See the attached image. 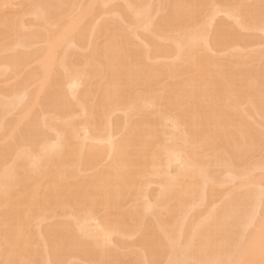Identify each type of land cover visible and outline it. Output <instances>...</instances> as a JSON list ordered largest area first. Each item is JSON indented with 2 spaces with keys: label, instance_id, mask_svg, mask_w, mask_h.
Here are the masks:
<instances>
[{
  "label": "bare ground",
  "instance_id": "obj_1",
  "mask_svg": "<svg viewBox=\"0 0 264 264\" xmlns=\"http://www.w3.org/2000/svg\"><path fill=\"white\" fill-rule=\"evenodd\" d=\"M0 264H264V0H0Z\"/></svg>",
  "mask_w": 264,
  "mask_h": 264
},
{
  "label": "rangeland",
  "instance_id": "obj_2",
  "mask_svg": "<svg viewBox=\"0 0 264 264\" xmlns=\"http://www.w3.org/2000/svg\"><path fill=\"white\" fill-rule=\"evenodd\" d=\"M218 20H219V19H218ZM246 35H247V34H246ZM250 35H252V36H250ZM250 35H247V36H250L251 40H252V38H253V39H254V38H255V39H258V37H256V35H254V34H252V33H251ZM253 35H254V36H253ZM252 41H253V40H252ZM40 47H41V46L39 45V46L33 48V50H36V49H38V48H40ZM120 116H121V115L117 116V117H116V120H117V118L120 117ZM118 136H119V135H118ZM154 187H155V186L152 187L153 189L151 188V189L149 190L150 192H152V193L149 192V194H154V191H156V188L154 189ZM151 190H152V191H151Z\"/></svg>",
  "mask_w": 264,
  "mask_h": 264
}]
</instances>
